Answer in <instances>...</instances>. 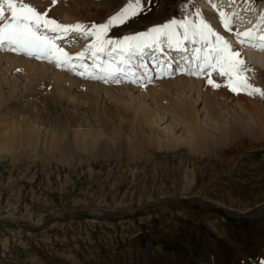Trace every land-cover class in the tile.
Instances as JSON below:
<instances>
[{
	"label": "rangeland",
	"instance_id": "1",
	"mask_svg": "<svg viewBox=\"0 0 264 264\" xmlns=\"http://www.w3.org/2000/svg\"><path fill=\"white\" fill-rule=\"evenodd\" d=\"M57 1V7L62 6L64 11L74 6L75 21L49 19L72 26L70 36L60 46L76 51L89 49L93 37L79 35L75 25L82 26L81 32L90 31L93 25L107 23L129 3V0ZM211 1L220 4L232 18V24L237 23L236 14L241 13L243 22L250 21L253 28L257 18H244L247 17L245 6L254 11L264 3V0H148L143 14L111 29L105 39L122 40L172 20L186 19L199 24L200 12ZM5 16L10 17L7 8ZM161 47H167L166 41ZM102 53L97 54L95 65L93 56L89 60H73L83 61L89 67L87 72L74 62L73 71L60 67L59 73L68 82H77V92L97 93L105 100L114 96L127 105L136 103L154 111L166 109L159 117L148 118L147 125L141 123L142 132L151 139L174 142L178 146L172 150L165 143L162 150L147 147L144 157L132 158L122 153L99 160L82 153L74 156V161L58 160L46 153L38 160L25 158L22 152L15 158L0 155V264H262L264 215L259 213H264L261 209L264 207V130L261 139L254 138L257 131L254 117L243 106L248 103L261 110L258 119L264 127V97L247 94L251 87L264 91V74L250 67L246 69V79L234 84V80H228L229 76L220 77L213 71L210 77L214 83L209 88L221 87L226 82L223 93L229 100L220 97L219 102L227 106L230 114L223 107L217 108L211 117L206 116L201 98L214 96L203 90L197 98L196 92L190 90V81L194 79L189 76L185 79L190 83L180 85L178 92L159 89L153 82L145 86L181 102L195 101L197 126L216 145L202 144L191 152L189 144L194 133L182 123L183 116L175 104L173 107L164 99L151 100L138 85L122 81L117 83L120 86L111 81H108L111 85H104L77 74L83 72V76L93 77V70V75H104L99 72V64L109 60ZM14 55L26 64L31 62L43 68L41 72L47 79L40 85L44 87L47 81L53 88L56 63L47 64L23 53ZM6 65V60H2L0 82L13 81L22 91L38 86L34 77L22 71H8ZM175 76L176 73L170 79L159 81L177 80L179 77ZM229 83L237 87L239 94L231 91ZM241 83L251 87L245 91L239 87ZM68 84H65L67 89ZM238 97L242 100L235 101ZM237 113L240 119L234 120L231 114ZM229 124L240 128L232 137L226 130ZM144 141L150 143L145 138ZM97 211L104 214H93ZM251 213V218L263 216L246 218ZM116 214L122 216L111 217Z\"/></svg>",
	"mask_w": 264,
	"mask_h": 264
},
{
	"label": "bare ground",
	"instance_id": "2",
	"mask_svg": "<svg viewBox=\"0 0 264 264\" xmlns=\"http://www.w3.org/2000/svg\"><path fill=\"white\" fill-rule=\"evenodd\" d=\"M26 4L35 8L40 13L46 14V19H49V17H57L65 22H72L76 19L74 18L75 14L72 13V8L74 6L72 5V7L68 10L64 11L62 6L61 8L57 7L59 6V2L57 0H55L54 3L52 0H30ZM261 4L254 11L251 7H247V5L245 6L246 11L244 12L247 17L244 18H257H254L256 22L255 28L250 25V21L243 22V16L240 15L241 13L236 14L235 20L240 24H232V18H230L228 14L222 10L217 1H211L210 4L206 6V9L204 8L200 14L201 21L209 24L213 31L224 37L225 42L230 45L231 49L238 51L241 54L240 57H236V59H240L244 62L243 67L245 69L251 67L253 70L256 69L264 74V50H261V42L256 41L255 46L248 43L241 44L234 35L236 32L244 33L252 30H256L257 34H264V3L262 5ZM256 11L257 14H255ZM222 13L226 14V17L231 21V32L223 27L225 15H222ZM251 14L255 15L251 16ZM177 31L180 33L182 38L183 29H177ZM69 36L70 33L63 39L55 41L56 45L61 48L63 52L70 55L73 60H89V57L93 56L91 46L96 43L95 38L93 37V43L89 49H80L79 51H76L60 47V43L64 39L66 40ZM212 39L214 41L215 38L213 37ZM6 46L7 44L0 48V50H2V53H0L2 55L0 56V65L2 64V60H6L8 71L24 72L30 78L34 77L38 86L34 85V87L32 86L22 91L23 89L20 90L16 83H12L13 81L0 82L1 156L15 158L17 153L22 152L25 158L30 156L32 159L38 160L41 155L46 153L58 157V160L64 159L74 161L76 159L74 156L82 153L89 155L90 159L99 160L114 158V156L122 153L127 154L128 157L132 158L144 157V150L147 147L155 148L157 150H162L163 147H165L166 142L162 143L157 139H151L146 136L142 132V125L140 124L144 123V125H147L146 121L148 118L159 117L161 114H164L166 109L159 110V108H157L154 111L147 107L139 106L136 103L127 105L122 102L121 99L114 96H109L108 99L105 100L101 96L97 95V93L89 95L87 93L77 92L75 91V84L77 82H75V84L73 80L72 82H68L65 76L59 73L61 68L58 66H56V68L54 67L55 80L53 88L48 85L49 83L47 84V81L44 83L45 86L43 87L42 84L40 85V82L47 79V75L41 72L43 68L40 69L41 67L39 68L37 64L33 65L31 62L26 64L19 58L15 59L12 56L14 54L13 50H10L9 47L5 50ZM195 49H200V60L195 58L197 56ZM105 50L108 52L111 51V46L105 47ZM149 50L151 49H145V55L142 60L140 57H136L132 61V65L128 71L134 72L136 74L135 77L131 75L125 76L124 73H121V77L125 78L132 85L142 87L140 89L145 90L151 100L156 101V99H164L165 101H169V104L171 105L175 104L177 112L183 116L182 123L187 124L188 127L193 130L194 139L189 144V150L191 152L194 149L199 148L202 144L205 145L207 143H214L212 146L216 145L215 142L211 141V138L209 137L210 135L197 126L198 117L195 101L188 100L181 102L176 98L161 94L156 89L152 90L149 87L146 88L145 86L149 85L150 82L149 79L143 75L145 71L144 68L139 67L138 63L139 60L147 66L148 74L151 76V79L154 80L152 82H155L154 84L151 83L153 86H156L159 89L167 88L177 91L178 88H180V85L184 86L191 82L192 88L190 90L196 92L197 98L201 97L203 90L204 92H209V94L211 93L214 96L210 98L206 96V98L203 99L205 97L203 95L204 97L201 98L204 103L203 108L206 116L211 117L214 113H216L217 108L222 109L223 107L226 111H228L227 114L229 115L230 111L227 109V106L223 105L222 102H219L220 97L229 100V96L227 97L226 93H223L224 88H226V82H222L221 87L209 88L213 86L214 83L213 78L210 77L211 73L213 74V70L206 69L204 71V76L201 78L202 81L200 82L195 81V79L187 82L185 79L187 76L190 77V75H192L191 73L194 72V68L190 65L189 60L192 61L191 63L194 64L196 70L198 64L202 62L203 55L208 51V48L206 46H202L199 42L193 44L191 41H183L179 47L174 45L173 48L161 47L159 50ZM251 50H254L255 52L250 54L248 51ZM153 51L154 53H152ZM16 53L18 52L15 51V54ZM80 53H84L83 57H80ZM103 53H106V51ZM146 56H149L150 60L155 62L150 64L147 63V59H145ZM106 58L109 60L108 56H106ZM182 58L188 59V61H184V63H182ZM52 61L55 63V60ZM52 61L50 63H52ZM41 62L47 63L49 61L45 59L41 60ZM81 62L83 61H78L77 65L79 66ZM103 63V66H107L108 61ZM161 63H163L162 67L164 69L169 65L171 66L170 69H165L161 72V68L157 67V65H160ZM99 65V72H102L101 62ZM72 68L73 67L71 66H65L62 70L71 72ZM181 69H183V71H181ZM192 69L193 72H191ZM225 71L227 72V69H225ZM172 73H176L177 76L175 77L179 78L172 81L168 80L167 82L159 81L165 80V76H171ZM217 73H219L218 76L220 77H228L227 74L221 75L219 68L216 69V74ZM99 75L98 73L97 75L92 74L93 77H99ZM232 78L235 82L234 84H236L238 80L235 74H233ZM133 79H136L138 82H132ZM190 79L192 78L190 77ZM209 80L212 81V84L208 83ZM66 83H69L68 85L70 88L67 89L65 87ZM103 83H106V81L104 80ZM106 85H111V82H107ZM115 86L120 85L117 84ZM48 87L51 89L48 90ZM239 100H242V98L238 97L235 101ZM243 109L247 111V114L254 117L252 118V121L255 123L257 129L254 134V138L261 139L262 136H260V134L261 131L264 130V127L258 119V116L262 113V111L254 105L248 103H245V107L243 106ZM167 110L169 109L167 108ZM167 112L168 111L165 113L167 114ZM231 116L234 120L240 119L237 118L239 116L238 113L236 115L231 114ZM228 126L229 128H226V130L229 137L234 136V132H237L240 129L238 125L229 124ZM143 137L150 143H145ZM166 144H168L166 148L172 150H176V147L178 146L177 143L174 142H168ZM261 209L264 210V207ZM261 209L257 212V214L261 211ZM102 212L103 211H97L93 212V214H104ZM259 214L264 213L262 212Z\"/></svg>",
	"mask_w": 264,
	"mask_h": 264
},
{
	"label": "snow or ice",
	"instance_id": "3",
	"mask_svg": "<svg viewBox=\"0 0 264 264\" xmlns=\"http://www.w3.org/2000/svg\"><path fill=\"white\" fill-rule=\"evenodd\" d=\"M54 3L55 0H52ZM148 0H129L128 5L117 15L111 17L107 23L100 25H93L92 30L80 31L81 25L74 26L77 33L83 37H94L96 43L91 46L93 55V64L97 63V54L105 52V46H111V51L105 54L109 57L107 66L101 63V71L104 75L93 77L119 83L121 73L125 76H136L134 72L128 71L132 65V61L136 57L141 60L145 55V49L159 50L161 45L166 41L168 48H173L175 45L179 47L183 41H191L193 44L199 42L202 46H206L208 51L204 53L202 62L198 64L197 69L191 73L199 76L206 69L215 71L220 69L221 75L227 74L229 80H232L233 74L238 81L245 80L246 69L243 67L244 62L236 57H240V53L231 49L224 37L212 30L209 24L201 21L199 24L192 20H172L169 24L161 27H154L148 32H142L133 36H125L123 40L104 39L107 33L118 26L128 23L132 18L143 14L147 10ZM5 6L10 12V17L6 19ZM46 14L40 13L35 8L24 3L23 0H0V48L5 44L10 50L18 53H23L28 57H35L39 60L47 59L49 62L55 60L58 67H65L72 65L73 58L59 48L55 41L63 39L72 30V26H65L57 23L54 19H46ZM225 15L223 21L224 29L229 32L232 31V24L230 19ZM183 29L182 38L177 29ZM53 33L55 35H47ZM235 37L241 44L246 42L255 46V42H261V50H264V34H257L256 30L247 31L244 33L236 32ZM215 38L214 41L212 38ZM197 60H200V49H195ZM115 54V56H114ZM83 57L84 53L79 54ZM123 66V67H121ZM79 67L87 71V65L80 63ZM139 67L144 68L143 75L149 80L151 76L148 74L147 66L140 63ZM161 68V72L165 69L162 65H157ZM169 67H171L169 65ZM227 69V72L225 71ZM183 71V69H181ZM78 75L83 76V72H77ZM134 83L138 82L133 79ZM212 84V81H208ZM228 87L236 94H239L238 89L233 84L229 83ZM239 87L245 91L251 87L247 83H241ZM249 95L259 94L264 97V91L259 88L251 87ZM264 264V262H262Z\"/></svg>",
	"mask_w": 264,
	"mask_h": 264
},
{
	"label": "water",
	"instance_id": "4",
	"mask_svg": "<svg viewBox=\"0 0 264 264\" xmlns=\"http://www.w3.org/2000/svg\"><path fill=\"white\" fill-rule=\"evenodd\" d=\"M251 216H252V214H251V215H249L248 217H249V218H251ZM252 218H254V217H252Z\"/></svg>",
	"mask_w": 264,
	"mask_h": 264
}]
</instances>
